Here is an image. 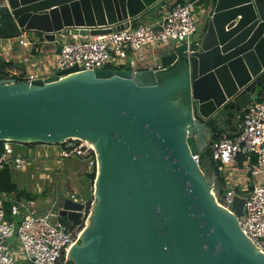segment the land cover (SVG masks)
I'll use <instances>...</instances> for the list:
<instances>
[{"label": "water", "instance_id": "95a60500", "mask_svg": "<svg viewBox=\"0 0 264 264\" xmlns=\"http://www.w3.org/2000/svg\"><path fill=\"white\" fill-rule=\"evenodd\" d=\"M168 1L0 0V36L106 34ZM205 22L189 52L175 43L149 68L0 79V139L95 148L91 212L66 253L75 264H264L240 227L245 196L219 204L222 162L218 174L192 156L264 87V0H214ZM56 205L80 222L82 201Z\"/></svg>", "mask_w": 264, "mask_h": 264}, {"label": "built area", "instance_id": "2783aa9c", "mask_svg": "<svg viewBox=\"0 0 264 264\" xmlns=\"http://www.w3.org/2000/svg\"><path fill=\"white\" fill-rule=\"evenodd\" d=\"M197 1H176L155 22L140 23L135 26L130 23L124 28L106 34H74L72 40H62L58 50L53 54L43 52L29 56L19 55V59L25 62L28 68L23 71L10 70L1 63L16 56L13 55L14 42L27 46L33 45L36 40L30 38L27 31L0 36V79H26L31 82L74 66L77 70L121 67L130 51L138 53L149 47L157 49L161 42L170 40H176L177 44H185L189 52V35L196 31L198 16L207 15L210 10L204 4H200L196 9ZM7 71L10 72L8 75ZM67 140L70 142L68 146L65 143L0 139V169L10 163L16 168H24L29 159L39 158L44 161L50 155L57 156V163H61L65 157L79 156L89 160L95 180L97 160L93 144L77 137ZM15 142L38 143L41 144L40 147L57 146L60 149L56 154L44 148L21 155L14 152ZM210 149L212 158L219 159L222 164L233 163L238 155H242L244 160L249 162L251 175L264 172V87L245 106L239 131L230 134L221 130L212 139ZM192 156L200 162L199 153ZM44 167L45 170H52L48 164L47 166L44 164ZM213 193L219 204L231 210L233 197L237 193L236 187H227L222 196H218L214 191ZM74 196L75 193H71L70 197L74 198ZM244 196L246 216L245 220L240 222L241 230L264 252V182L253 184ZM6 201H10V216H7ZM92 201L93 198L82 201L81 220L78 224H72L59 214V205L57 206L56 203L42 213L36 210L33 199L16 197L15 194L7 195L0 191V264H18L19 257H26L29 264H64L67 260V251L79 240L87 223ZM50 216L56 218L50 221ZM15 238L17 252L13 249L12 240Z\"/></svg>", "mask_w": 264, "mask_h": 264}, {"label": "rangeland", "instance_id": "374dc122", "mask_svg": "<svg viewBox=\"0 0 264 264\" xmlns=\"http://www.w3.org/2000/svg\"><path fill=\"white\" fill-rule=\"evenodd\" d=\"M198 1L196 2V9H198L200 4L206 5L208 9L210 6L212 7L213 5L211 4L210 0H198ZM206 16H207L206 14L198 16L196 31H194L189 35L190 41L198 39L201 31L205 29ZM153 17H154L153 15L148 14V16H144L140 18L137 21V23L140 24V23L152 22ZM27 32L32 37L36 38L38 36L34 30H28ZM66 35L69 36L70 34H66ZM175 43L176 40H170L169 42L166 41L161 42L159 47L156 50H154V54L156 55L155 59L157 60V62H159L160 53H162L169 47H173ZM17 47L19 46H16V49ZM16 49H13V52L16 53V56L12 57L9 60L10 63L6 64V67L10 70H16V71H23L24 69H28L26 67V63L20 60L18 56L19 55L29 56L30 53L29 52L27 54L18 53ZM51 49L52 50H50L49 52L51 54L55 53L58 50V45L57 46L54 45V47H52ZM28 65L30 66L29 62ZM122 65L126 67L125 63H123ZM9 73L10 72L7 71V75ZM18 143L19 142L14 143V152L24 155L26 151L24 150L23 147H20L21 144ZM32 150H34V148ZM52 159L54 160L55 164L54 166L52 164H49V167L58 170V172L55 173L56 178L54 181L52 179L49 181V178H47V175H50L52 170L51 171L45 170L42 159L39 158L29 159L25 164L24 168H16L11 163L8 165L12 179L17 184V191H23V193L21 192L23 198H32L35 202L36 210L42 213H45L50 206L53 207L57 202V200L61 198L60 196H62V198L58 201V204H60L62 199L70 193L69 191L74 183L77 185L79 191L83 193V195L87 196L89 194L86 176H89L90 173L89 168H91V165L88 159L79 156H71V157L63 158L61 160V163L56 162L57 156H53ZM233 168H234L233 163L222 165L221 169L223 171V174H225L226 179L232 175ZM67 169L69 170L71 175H74L76 179L83 177V179L85 180V186H83V184H79L77 181H72L70 176L67 175ZM253 178L256 179L257 182H264V172H261L259 175H253ZM229 186H235V185H233V183L229 181L226 187L224 188V191ZM237 188L240 190V186ZM223 194L224 192L218 196H222ZM55 218L56 217L54 216H50L49 220L53 221ZM12 242H13V249L15 250V252H17L18 250L16 248L17 247L16 238L13 239ZM20 263L29 264L28 261L26 260V257H19L18 264Z\"/></svg>", "mask_w": 264, "mask_h": 264}, {"label": "crops", "instance_id": "0c3cea01", "mask_svg": "<svg viewBox=\"0 0 264 264\" xmlns=\"http://www.w3.org/2000/svg\"><path fill=\"white\" fill-rule=\"evenodd\" d=\"M175 1L176 0H171L168 3H164L161 7L159 6L155 11L149 12L145 16H148V14L153 15L154 17H153L152 22H155L162 16V14L172 4V2H175ZM36 34L38 36L35 38V37L30 36V34L27 32V35L30 38H33L36 40V42L33 45L30 44V45L26 46V45H20V44L14 42L13 48L16 49V46H19V47H17L16 51L18 53H22V54H27L28 52L30 54H35V53H31L34 49H36L37 53H39V54L43 53V52H45V54H51L49 51L52 50L51 48L54 47V45L59 46V44L62 40H72L73 39L72 34H70L69 36L57 34L55 41L50 42V41H46L42 37V35H40L38 32H36ZM154 50H156V49L149 47V48H146L144 51H140L138 53H135L134 51H130L127 58H126V61H125L126 67L123 65L124 68L132 69V70H138V69L149 68V67H152L154 65H157L159 62H157V60L155 59L156 55L154 54ZM15 54L16 53L13 52V55H15ZM243 112H244V109L238 111L233 118V124L231 126H228L226 129H224V131H226L230 134L238 132L240 129L241 122H242ZM219 132H220V130H217L212 138L207 139V144L205 146L206 149H209L212 139L215 138V136H217ZM18 144H21L20 147L24 148V150L26 151L25 154L29 151H35L36 149H44V148L46 150L52 151L54 154H56L60 149V147H57V146L56 147H40L41 144H38V143L37 144L18 143ZM31 148L32 149L34 148V150H32ZM239 156H242V155H238L237 159L233 162L234 168L232 170V175L230 177H228L227 179L225 178V174L223 175L224 176L223 181L225 182V186L220 188L221 193L224 192V188L226 187V185L229 181L232 182L233 185H235L234 187H236L237 193L242 194V195L246 194L248 192V190L253 186V184L257 183L256 179H254L253 175H251L249 172V162L244 160L243 156L241 159L239 158ZM52 157H53V155H50V157L48 159H46L44 161L42 160L43 163L46 164V166H47V164L48 165L52 164L54 166L55 162L52 159ZM44 168H46V167H44ZM52 171L50 173L51 176L50 175L47 176V178H49V181L51 179L54 181L56 178L55 173L58 172L57 169H53V168H52ZM89 172H90L89 176H86L89 194L87 196L83 195V193H81L79 191V189L77 188V185L74 183L73 186H71L72 188L69 191L70 193L66 197H70L71 193H75V196L73 198L75 200L85 201V200H89V199L93 198L94 174L92 173L90 168H89ZM67 175L70 176L72 181H77L79 184H83V186H85V180L83 179V177L76 179L74 177V175H71V173L69 172L68 169H67ZM239 186H240V190L237 188ZM60 197L62 198V196H60ZM28 199H32V198H28ZM59 200H57V202Z\"/></svg>", "mask_w": 264, "mask_h": 264}, {"label": "trees", "instance_id": "16d2710c", "mask_svg": "<svg viewBox=\"0 0 264 264\" xmlns=\"http://www.w3.org/2000/svg\"><path fill=\"white\" fill-rule=\"evenodd\" d=\"M170 1L171 0H169L168 2H170ZM176 1H185V0H176ZM210 1H211V4L214 3V0H210ZM168 2H165V3H168ZM172 3H174V2H172ZM161 6L162 5H160V7ZM137 24L138 23H133L132 25L135 26ZM31 53H37V50L34 49ZM8 63H10V61H5V62L1 63V65L4 66V65H6ZM121 68H124V66H121ZM199 155H200V162H202L206 167L208 166L207 167L208 171H212L213 170V171H216L219 174L220 169L215 164L214 159L211 156L210 147H209V149H206L204 152H200ZM239 158L241 159L242 156H239ZM211 164H213V165H211ZM221 180H222L221 182H219V181H217V182L219 184H221L223 182V179H221ZM0 191H2L4 193H7V195L15 194L16 197H22L21 194L23 193V191H17V184L12 179V176L10 174V170H9V166L8 165H6L4 168L0 169ZM5 205H6L7 216H10L9 215V213H10L9 212V210H10L9 209L10 201H6ZM64 264H75V263L72 260L67 259L64 262Z\"/></svg>", "mask_w": 264, "mask_h": 264}, {"label": "flooded vegetation", "instance_id": "af4514ba", "mask_svg": "<svg viewBox=\"0 0 264 264\" xmlns=\"http://www.w3.org/2000/svg\"><path fill=\"white\" fill-rule=\"evenodd\" d=\"M211 165H213V164H211ZM221 179H223V177L220 176V177L218 178V181L221 182V181H222Z\"/></svg>", "mask_w": 264, "mask_h": 264}]
</instances>
